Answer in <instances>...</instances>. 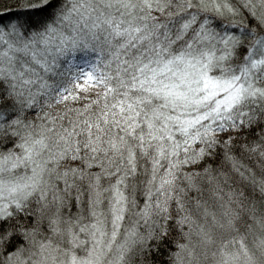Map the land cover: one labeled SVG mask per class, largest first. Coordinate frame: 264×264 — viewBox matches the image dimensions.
<instances>
[{"label":"clouds","instance_id":"clouds-1","mask_svg":"<svg viewBox=\"0 0 264 264\" xmlns=\"http://www.w3.org/2000/svg\"><path fill=\"white\" fill-rule=\"evenodd\" d=\"M0 12V264H264V0Z\"/></svg>","mask_w":264,"mask_h":264},{"label":"trees","instance_id":"trees-1","mask_svg":"<svg viewBox=\"0 0 264 264\" xmlns=\"http://www.w3.org/2000/svg\"><path fill=\"white\" fill-rule=\"evenodd\" d=\"M13 11H16V9H12ZM11 14H14V13H4L3 12H0V15H11Z\"/></svg>","mask_w":264,"mask_h":264}]
</instances>
